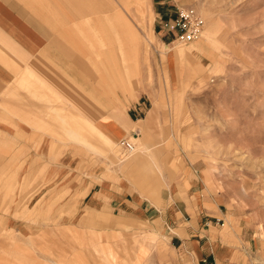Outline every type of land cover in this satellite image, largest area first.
<instances>
[{
  "label": "rangeland",
  "instance_id": "rangeland-1",
  "mask_svg": "<svg viewBox=\"0 0 264 264\" xmlns=\"http://www.w3.org/2000/svg\"><path fill=\"white\" fill-rule=\"evenodd\" d=\"M19 1L61 32L74 72L42 58L49 73L32 72L36 56L0 41L25 77L5 97L0 73V264H264V0H91L105 42L68 0ZM179 8L205 22L186 45L170 28ZM91 187L113 194L103 208ZM172 196L200 244H177L187 235L164 211L135 218Z\"/></svg>",
  "mask_w": 264,
  "mask_h": 264
},
{
  "label": "crops",
  "instance_id": "crops-1",
  "mask_svg": "<svg viewBox=\"0 0 264 264\" xmlns=\"http://www.w3.org/2000/svg\"><path fill=\"white\" fill-rule=\"evenodd\" d=\"M18 4H21L19 0H0V41H3L5 46L7 45L9 49L14 51L17 50L19 52L18 55L19 57H21V59L24 58L27 59L30 56H36V61H35L36 63L31 65L32 72L42 73L45 74V76L46 74L49 73L48 72L49 70L46 69L45 71V68L43 66H39L40 65L39 62L41 58L42 60L46 59V60H51V62H56L57 63L56 65H58L59 67V72L65 74L74 72L71 66V62L73 60L71 58V52L67 49V46H65V44L64 45L60 44V42L64 40V38H61L60 35L61 32L59 31L60 29L56 28L57 31H59L60 33L58 34L54 31L56 33L55 35H57L56 38H54L55 36L53 35V31H51V29L46 26L47 23H50L49 21L46 20L49 17L47 18V16L45 17L41 13L42 14L41 18L39 17L36 18L33 12H32L33 14H31L30 12H26V11L23 12L19 11L17 9ZM68 4H70L74 14L77 13V15H79L81 18H86L91 22L90 25L94 26L93 30L95 31V36H91L90 40L99 39V42H105L108 40V34L106 32L107 30L106 22H104L102 18L92 17L91 0H83V1L68 0ZM30 8L39 11L44 7L42 6V8L40 9V7L37 4L35 5L33 3V5H31ZM44 14L46 15V13ZM122 40H123V35H121V41ZM13 41L18 42V46L20 45V47L18 46L16 47L15 46L16 43L15 42L13 43ZM74 43L78 45L75 41ZM100 46H102V43L100 44ZM125 46L127 47V45L123 43L122 55H124V57L126 54ZM132 50L134 51V49ZM98 56H104V55L100 52ZM12 65L13 64L10 62V60H8L7 57H5L4 55L0 56V73L8 83V88L5 89V91L3 92L5 97H8V94H11L13 90H15L16 84L20 83L21 81H25L24 80L25 77H23V75L18 76V73H17L18 78L12 80L13 77L11 75L12 74L11 72H13L14 70V67ZM97 95L104 98L105 100H108L109 98L106 92L101 93L98 91ZM155 114H156V107L150 110L147 120L152 119ZM117 115H119V112L115 113V117H117ZM100 126L103 129L108 130L107 126H104L103 124H100ZM90 129L93 130L94 132L96 131V129H94L93 127H91ZM118 130H121V128ZM98 135L102 140H104L107 146H109L111 142H114L112 135L111 137L109 136L105 137V135L103 136L101 133H99ZM136 137L138 136H132L131 138L135 140ZM120 163L123 164V166H126V168L130 170V172L133 171L134 176H138L141 173L143 167L145 166L144 165L138 169L136 167V161L132 162L131 165H129L128 167L126 165L127 164L126 161L123 162L121 160ZM88 190H89L88 200L90 201V204H95V207L90 205V209L93 208L98 209V207H96L98 205L96 204H100L99 205L101 206L100 209L103 208L101 202L105 203L109 199V197L113 195L112 193L108 192L109 191L108 189L106 190L102 187L95 190H93V188L91 187L90 189L88 188ZM190 196L191 195H189V198ZM116 198L119 197L116 196ZM172 199L174 201L173 203L174 206H172V204L169 201ZM174 199L176 198L175 197L173 198L172 196L167 202H165V204L162 203L159 207L152 203H150L149 205L142 203L139 207L134 208V216L135 218L140 220H146V221L156 220L159 218V216L163 217L162 211H164V216H168L169 214L170 217L171 216L176 217V220L173 221V223L176 224L174 226V229L178 230L181 234L187 235L184 238L179 235L175 236L176 239L178 240L177 244H200V242L197 241V239L193 238L192 236H194V234H198V232L201 230L199 228H193V230L191 229L188 230V228L181 221V218L184 217L186 214H188V209H189L188 204L184 202V204L180 203L181 205L180 204L177 205ZM182 200H184V198H182ZM119 201H123V203L128 202V200L124 199L123 197H120Z\"/></svg>",
  "mask_w": 264,
  "mask_h": 264
},
{
  "label": "built area",
  "instance_id": "built-area-1",
  "mask_svg": "<svg viewBox=\"0 0 264 264\" xmlns=\"http://www.w3.org/2000/svg\"><path fill=\"white\" fill-rule=\"evenodd\" d=\"M205 22L194 10L179 8L176 17L171 23V30L174 33V42L186 45L195 41L203 32ZM122 156H128L135 151V144L129 140H121L119 143Z\"/></svg>",
  "mask_w": 264,
  "mask_h": 264
},
{
  "label": "bare ground",
  "instance_id": "bare-ground-1",
  "mask_svg": "<svg viewBox=\"0 0 264 264\" xmlns=\"http://www.w3.org/2000/svg\"><path fill=\"white\" fill-rule=\"evenodd\" d=\"M124 162V161H123Z\"/></svg>",
  "mask_w": 264,
  "mask_h": 264
}]
</instances>
